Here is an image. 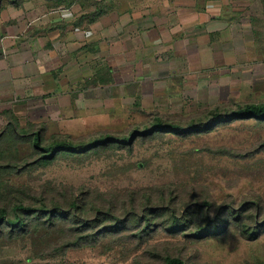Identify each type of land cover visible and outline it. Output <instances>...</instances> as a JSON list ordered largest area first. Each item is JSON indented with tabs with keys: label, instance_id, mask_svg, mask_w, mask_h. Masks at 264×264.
Instances as JSON below:
<instances>
[{
	"label": "rangeland",
	"instance_id": "obj_1",
	"mask_svg": "<svg viewBox=\"0 0 264 264\" xmlns=\"http://www.w3.org/2000/svg\"><path fill=\"white\" fill-rule=\"evenodd\" d=\"M248 1L261 14L239 22L240 57L232 51L211 68L184 64L175 76L165 69L147 70L141 79L112 72L102 77L106 85L101 87L89 75L74 106L56 96V102L32 104L26 113L23 102L16 101L15 110L2 113L12 116L22 132L45 126L47 142L80 145L106 134L131 140L35 161L39 154L31 143L0 140L3 153L15 157L0 160V209L21 202L67 206L79 198L83 206L84 201L89 207L112 208L121 216L131 210L137 219L145 206L155 204L182 209L196 202L208 204L209 212L185 232L157 227L140 237L143 222H132L128 229L79 243L81 234L64 220L24 232L0 231V264H164L167 255L189 264H264V119L233 118L182 134L142 132L159 119L187 127L208 120L214 111L264 103V0ZM98 2L103 10L111 6L109 0ZM99 15L85 13L89 23ZM6 125L0 118V132ZM209 224L216 227L212 233L188 235Z\"/></svg>",
	"mask_w": 264,
	"mask_h": 264
},
{
	"label": "crops",
	"instance_id": "obj_2",
	"mask_svg": "<svg viewBox=\"0 0 264 264\" xmlns=\"http://www.w3.org/2000/svg\"><path fill=\"white\" fill-rule=\"evenodd\" d=\"M109 1L103 10L98 0H0L3 124L2 113L15 110L16 101L25 113L56 96L74 106L89 75L101 87L109 73L141 79L147 70L165 69L175 76L184 64L203 69L232 51L240 57L239 22L261 14L247 0ZM93 10L100 15L89 23L85 13Z\"/></svg>",
	"mask_w": 264,
	"mask_h": 264
},
{
	"label": "trees",
	"instance_id": "obj_3",
	"mask_svg": "<svg viewBox=\"0 0 264 264\" xmlns=\"http://www.w3.org/2000/svg\"><path fill=\"white\" fill-rule=\"evenodd\" d=\"M10 117L6 129L0 132V140H8L11 138L13 144L22 142L31 143L33 153L39 154L33 157L34 160L32 161L38 158H52L57 152H84L90 147L107 145L109 142L121 145L131 140L128 136L106 134L80 145H75L67 141L52 143L44 139L43 131H45V126H41L37 131L22 132L19 129V123L15 122L12 116ZM233 118L264 119V103L238 105L237 108L230 113L214 111L208 120H201L187 127L175 123H168L159 119L150 127L145 128L142 132L154 133L166 130L182 134L189 131H202L211 128L216 123L225 122ZM16 140L17 142H15ZM7 151L5 154L3 153V149H0V160L5 161L9 159L8 162H11L15 157L10 154V151ZM30 161L31 160H28L27 162ZM83 203L84 206L79 203V198H73L67 206L57 201L53 203L43 202L40 206L25 204L23 202L16 203L12 209L7 207L0 209V231H2V233L7 231L9 233L24 232L29 230L32 225L47 224L51 226L64 220L72 224V230L81 234L76 242L79 243L84 239L87 241L97 240L102 235L128 229L131 227L132 222L136 224L143 222L138 230V235L141 237L143 235H151L154 230L158 229L157 227H163L169 232L188 231L190 225L195 223L196 218L199 217L200 214L209 212L210 208L208 204L203 205L196 202L187 203L182 209L166 204H155L145 206L143 212L140 213V217L137 219V216L131 217V210H128L125 216H121L112 210V208L89 207L86 202L83 201ZM205 206H208V208ZM93 209L96 213L94 212L92 216L90 213ZM227 211H229V209ZM213 229H216V227ZM213 229L209 224V226L192 230L188 235L200 236L202 234L212 233L214 231ZM255 231L251 230L249 233L252 234ZM164 260V264H189L182 257L175 255H167Z\"/></svg>",
	"mask_w": 264,
	"mask_h": 264
}]
</instances>
